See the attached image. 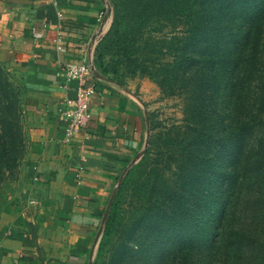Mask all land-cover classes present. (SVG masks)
I'll list each match as a JSON object with an SVG mask.
<instances>
[{
    "label": "trees",
    "instance_id": "obj_1",
    "mask_svg": "<svg viewBox=\"0 0 264 264\" xmlns=\"http://www.w3.org/2000/svg\"><path fill=\"white\" fill-rule=\"evenodd\" d=\"M124 1L136 27L165 20L169 9L181 27L169 74L141 59L182 100L185 116L164 149L171 176L161 216H173L176 227L165 264H253V249L264 264V0Z\"/></svg>",
    "mask_w": 264,
    "mask_h": 264
},
{
    "label": "crops",
    "instance_id": "obj_2",
    "mask_svg": "<svg viewBox=\"0 0 264 264\" xmlns=\"http://www.w3.org/2000/svg\"><path fill=\"white\" fill-rule=\"evenodd\" d=\"M103 2L0 0V61L23 85L29 131L25 199L0 219V264H91L114 189L146 145L145 106L96 69L89 126L67 141L59 120L74 93L58 73L96 39Z\"/></svg>",
    "mask_w": 264,
    "mask_h": 264
},
{
    "label": "rangeland",
    "instance_id": "obj_3",
    "mask_svg": "<svg viewBox=\"0 0 264 264\" xmlns=\"http://www.w3.org/2000/svg\"><path fill=\"white\" fill-rule=\"evenodd\" d=\"M124 2H103L106 17L96 38L95 65L97 71L128 87L145 106L147 141L114 189L91 264H120L121 257L126 258L124 264H142L149 256L150 264H165L167 259L171 261L176 249L172 236L176 227L173 216L168 219L161 216V203L166 195L162 191L166 190L167 178L171 176L163 166L168 160L164 149L168 145L166 137L172 135V130H179L177 125L183 124L185 116L182 100L169 96L156 78L142 68L141 59L147 57L171 69L175 37L180 36L181 27L174 22L171 9L165 20L152 27H136ZM151 38L153 45L148 47ZM23 96L22 83L0 61V219L21 204L26 194L29 131ZM182 140L180 132L175 143L181 146ZM183 220L187 226L188 212L183 214ZM142 251L146 254L133 256ZM258 252L252 250L256 258L253 264H259ZM244 253L251 254V250Z\"/></svg>",
    "mask_w": 264,
    "mask_h": 264
},
{
    "label": "built area",
    "instance_id": "obj_4",
    "mask_svg": "<svg viewBox=\"0 0 264 264\" xmlns=\"http://www.w3.org/2000/svg\"><path fill=\"white\" fill-rule=\"evenodd\" d=\"M54 5H59V0H51ZM60 19L64 13L61 9L57 11ZM106 13L101 10L98 14V21L105 20ZM97 38V36H96ZM57 47L62 48L63 34L57 31L55 39ZM80 48L81 59L67 62L58 75L63 76L62 86L74 94L67 95L59 110V120L65 126V138L70 141L76 134L82 132L89 126L93 118L92 98L98 92L97 83L91 79L96 67L94 64L96 39L91 40ZM86 46V47H85Z\"/></svg>",
    "mask_w": 264,
    "mask_h": 264
}]
</instances>
